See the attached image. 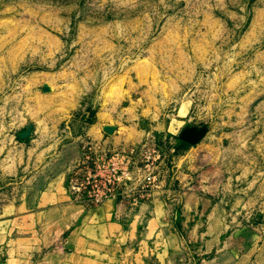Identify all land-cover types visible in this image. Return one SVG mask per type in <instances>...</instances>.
<instances>
[{"label":"rangeland","instance_id":"1","mask_svg":"<svg viewBox=\"0 0 264 264\" xmlns=\"http://www.w3.org/2000/svg\"><path fill=\"white\" fill-rule=\"evenodd\" d=\"M144 144L189 264H264V0H0V216L39 168L68 189L87 151Z\"/></svg>","mask_w":264,"mask_h":264},{"label":"crops","instance_id":"2","mask_svg":"<svg viewBox=\"0 0 264 264\" xmlns=\"http://www.w3.org/2000/svg\"><path fill=\"white\" fill-rule=\"evenodd\" d=\"M36 171L33 180L29 183L27 179L23 184L20 205L13 204V196L7 197L5 208L11 213L0 216V225L17 218L24 221L37 218L38 228L25 227L21 241L17 242L11 238L14 232H6L7 229L0 232V239L5 242L2 246L0 242V251L5 252L0 254V261L4 264H189L191 261L185 243H193L198 236L190 223L192 211L183 209L175 222L173 205L156 202L155 197L142 200L136 207L112 200L89 209L72 201L65 169L54 164ZM207 242L201 245L203 253L209 251ZM210 247L214 249V245Z\"/></svg>","mask_w":264,"mask_h":264},{"label":"built area","instance_id":"3","mask_svg":"<svg viewBox=\"0 0 264 264\" xmlns=\"http://www.w3.org/2000/svg\"><path fill=\"white\" fill-rule=\"evenodd\" d=\"M161 157L160 149L153 144L131 150L87 151L78 174L68 185L70 197L74 203L89 209L99 208L112 200L136 207L142 200L151 199L156 192L157 164Z\"/></svg>","mask_w":264,"mask_h":264},{"label":"water","instance_id":"4","mask_svg":"<svg viewBox=\"0 0 264 264\" xmlns=\"http://www.w3.org/2000/svg\"><path fill=\"white\" fill-rule=\"evenodd\" d=\"M183 138H184L185 140H187L188 142H191V143L194 142V140H191V139L189 138V133H188V132H185V133L183 134Z\"/></svg>","mask_w":264,"mask_h":264}]
</instances>
